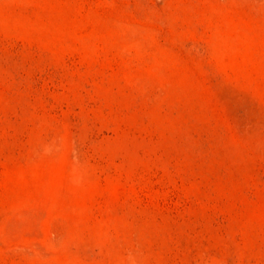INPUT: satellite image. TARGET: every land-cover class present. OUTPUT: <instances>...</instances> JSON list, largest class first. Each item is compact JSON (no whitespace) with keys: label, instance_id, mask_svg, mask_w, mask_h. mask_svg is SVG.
Here are the masks:
<instances>
[{"label":"rangeland","instance_id":"1","mask_svg":"<svg viewBox=\"0 0 264 264\" xmlns=\"http://www.w3.org/2000/svg\"><path fill=\"white\" fill-rule=\"evenodd\" d=\"M0 264H264V0H0Z\"/></svg>","mask_w":264,"mask_h":264}]
</instances>
